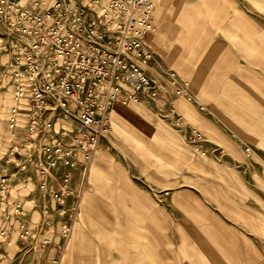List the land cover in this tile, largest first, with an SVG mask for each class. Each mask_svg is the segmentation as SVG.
<instances>
[{
    "label": "rangeland",
    "instance_id": "374dc122",
    "mask_svg": "<svg viewBox=\"0 0 264 264\" xmlns=\"http://www.w3.org/2000/svg\"><path fill=\"white\" fill-rule=\"evenodd\" d=\"M154 1L157 98L111 115L72 233L55 219L25 243L0 219V264H264V0Z\"/></svg>",
    "mask_w": 264,
    "mask_h": 264
},
{
    "label": "built area",
    "instance_id": "2783aa9c",
    "mask_svg": "<svg viewBox=\"0 0 264 264\" xmlns=\"http://www.w3.org/2000/svg\"><path fill=\"white\" fill-rule=\"evenodd\" d=\"M155 31L154 0H0V96L9 99L0 107L9 134L0 219L17 220L21 242L45 240L55 219L72 233L113 108L157 98ZM168 117L184 126L174 107ZM189 140L197 145L202 134L190 131ZM19 184L36 188L15 199Z\"/></svg>",
    "mask_w": 264,
    "mask_h": 264
},
{
    "label": "bare ground",
    "instance_id": "6f19581e",
    "mask_svg": "<svg viewBox=\"0 0 264 264\" xmlns=\"http://www.w3.org/2000/svg\"><path fill=\"white\" fill-rule=\"evenodd\" d=\"M121 104H117L115 105V107L113 108V111H112V116L114 115L116 118H120L121 113H122V108L120 107ZM118 121V119H117ZM100 161H105V158L102 156L100 158Z\"/></svg>",
    "mask_w": 264,
    "mask_h": 264
},
{
    "label": "crops",
    "instance_id": "0c3cea01",
    "mask_svg": "<svg viewBox=\"0 0 264 264\" xmlns=\"http://www.w3.org/2000/svg\"><path fill=\"white\" fill-rule=\"evenodd\" d=\"M134 237L139 238V235L137 233H135Z\"/></svg>",
    "mask_w": 264,
    "mask_h": 264
}]
</instances>
